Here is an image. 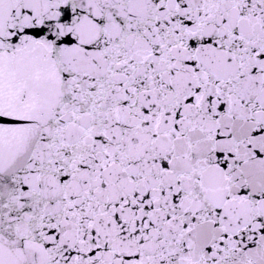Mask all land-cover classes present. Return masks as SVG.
<instances>
[{"label": "snow or ice", "instance_id": "1", "mask_svg": "<svg viewBox=\"0 0 264 264\" xmlns=\"http://www.w3.org/2000/svg\"><path fill=\"white\" fill-rule=\"evenodd\" d=\"M0 264H264V0H0Z\"/></svg>", "mask_w": 264, "mask_h": 264}]
</instances>
